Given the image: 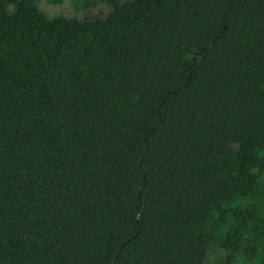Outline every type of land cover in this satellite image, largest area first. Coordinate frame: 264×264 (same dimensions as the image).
<instances>
[{
	"label": "trees",
	"instance_id": "trees-1",
	"mask_svg": "<svg viewBox=\"0 0 264 264\" xmlns=\"http://www.w3.org/2000/svg\"><path fill=\"white\" fill-rule=\"evenodd\" d=\"M0 0V264H264V0Z\"/></svg>",
	"mask_w": 264,
	"mask_h": 264
},
{
	"label": "rangeland",
	"instance_id": "rangeland-1",
	"mask_svg": "<svg viewBox=\"0 0 264 264\" xmlns=\"http://www.w3.org/2000/svg\"><path fill=\"white\" fill-rule=\"evenodd\" d=\"M42 8L50 16H59V15H70V16H79V17H88V18H99L106 16L110 9L105 6H99L93 10H87L82 12H77L72 6L71 0H65L63 4L55 5L47 2L42 3Z\"/></svg>",
	"mask_w": 264,
	"mask_h": 264
}]
</instances>
